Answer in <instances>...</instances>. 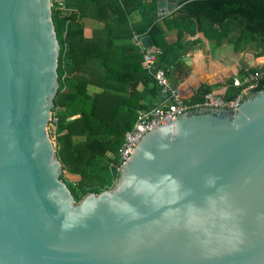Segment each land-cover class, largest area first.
Masks as SVG:
<instances>
[{
	"label": "water",
	"instance_id": "1",
	"mask_svg": "<svg viewBox=\"0 0 264 264\" xmlns=\"http://www.w3.org/2000/svg\"><path fill=\"white\" fill-rule=\"evenodd\" d=\"M156 2L160 18L179 7ZM51 14L0 0V264H264V89L147 132L110 189L76 202L48 132Z\"/></svg>",
	"mask_w": 264,
	"mask_h": 264
},
{
	"label": "trees",
	"instance_id": "2",
	"mask_svg": "<svg viewBox=\"0 0 264 264\" xmlns=\"http://www.w3.org/2000/svg\"><path fill=\"white\" fill-rule=\"evenodd\" d=\"M64 4L76 11L52 7L51 17L59 43V86L53 100L52 116L56 122L51 137L62 166L61 178L74 200L79 201L88 193L98 194L110 189L118 178V150L141 107L137 99L142 95L137 93L136 85L139 81L150 85L149 92L153 95L159 90L151 74L142 72L143 53L135 54L138 65H132V59L127 62L121 59L119 68L110 64L115 57L111 51L113 39L128 40L134 34L139 38L148 37L151 42L148 50L160 51L156 66L161 69L159 57L167 53L169 47L154 16L156 0H65ZM177 5L178 9L163 17L162 22L168 30L177 31L179 41L185 35L197 32H202L208 39L219 40L227 37L234 28L239 40L264 41V0H177ZM134 10L141 16L139 27L127 20ZM84 17L102 21L103 29L99 34L107 41L104 52L98 48L78 47V42L84 40L80 23ZM130 49L129 44L121 45L119 55L126 57V51ZM93 59L99 65L91 66ZM81 64L91 66L88 70H80L87 74L86 77L73 72ZM251 72L261 73L251 91L257 93L264 89V67ZM224 84L227 90L223 98L233 100L241 87H234L232 79ZM93 86L99 91H91L89 88ZM209 91L206 89L203 93ZM75 115L79 117L67 120ZM108 153L113 157H108ZM64 173L77 178L69 179Z\"/></svg>",
	"mask_w": 264,
	"mask_h": 264
},
{
	"label": "crops",
	"instance_id": "3",
	"mask_svg": "<svg viewBox=\"0 0 264 264\" xmlns=\"http://www.w3.org/2000/svg\"><path fill=\"white\" fill-rule=\"evenodd\" d=\"M60 1L64 5L62 11L67 9V11H76L74 7L66 8L64 4L65 0ZM146 2H151V0H146ZM156 13L157 7L155 15ZM155 18L160 25L164 42L169 47V51L167 53L164 52L165 54L162 53L159 57V64L166 71V76L171 86L184 100L197 101L206 89L223 97L227 90V86L224 84L225 81L234 77H242L245 73L251 72L252 69L258 70L264 67L263 40H239L238 31L234 28L227 37L219 40L208 39L202 32H197L194 35L187 34L179 41L177 31L168 30L162 22L163 17L155 16ZM127 20L129 24L139 27L141 16L137 10H134L128 15ZM80 23L83 27L84 40L83 42H78L79 37L75 39V42H78V47L98 48L104 52L107 41L99 34L103 29L102 21L91 17H84L81 18ZM141 38L134 34L128 40L113 39L111 51L115 54V57L111 59L110 64H113L114 68H119L122 65L121 59L126 60V62L132 59V65H138L135 54L143 53V47L140 43ZM125 44L131 45L132 49L126 51V57H121L119 55V48ZM96 65H99V62L93 59L91 66L95 67ZM91 66L81 64L73 72L75 71V75L86 77L87 74L80 70L82 68L88 70ZM141 68L142 72L146 73L142 67V61ZM150 87V85H144L141 81L136 85L137 93L142 95L137 99V104L141 106V110L154 107L163 100L160 91L158 90L153 95V93L149 92ZM89 89L94 92L99 91V88L94 86ZM75 116L79 117V115ZM107 156L113 157L111 153H108ZM67 176L69 179L77 178L69 174Z\"/></svg>",
	"mask_w": 264,
	"mask_h": 264
},
{
	"label": "built area",
	"instance_id": "4",
	"mask_svg": "<svg viewBox=\"0 0 264 264\" xmlns=\"http://www.w3.org/2000/svg\"><path fill=\"white\" fill-rule=\"evenodd\" d=\"M52 7L58 10L64 9V5L60 0H52ZM142 51V67L151 74L159 88L160 94L163 96V100L154 107L136 111L133 126L124 134L123 143L118 150L120 165L123 164L124 159L133 151L139 139L147 132L187 113L202 109H221L239 105L247 94L255 88L256 80L261 75L259 72H247L242 77H234L232 85L238 88L241 87V90L233 100H225L213 91L203 93L197 101L184 100L169 83L165 71L156 66L157 55L160 51H149L145 48H142ZM55 122L56 118L51 116L50 127L53 129L50 134L54 131Z\"/></svg>",
	"mask_w": 264,
	"mask_h": 264
},
{
	"label": "rangeland",
	"instance_id": "5",
	"mask_svg": "<svg viewBox=\"0 0 264 264\" xmlns=\"http://www.w3.org/2000/svg\"><path fill=\"white\" fill-rule=\"evenodd\" d=\"M232 30H233V29H232ZM52 129H53V128H51L50 125H49V129H48L49 134L52 132ZM50 135H51V134H50ZM50 138H51L52 141L54 140L52 137H50ZM64 175H65V177H68L66 173H64ZM72 179H73V178H72ZM76 202H78V201H76Z\"/></svg>",
	"mask_w": 264,
	"mask_h": 264
},
{
	"label": "flooded vegetation",
	"instance_id": "6",
	"mask_svg": "<svg viewBox=\"0 0 264 264\" xmlns=\"http://www.w3.org/2000/svg\"><path fill=\"white\" fill-rule=\"evenodd\" d=\"M252 93L251 92H249V94L248 95H251Z\"/></svg>",
	"mask_w": 264,
	"mask_h": 264
}]
</instances>
